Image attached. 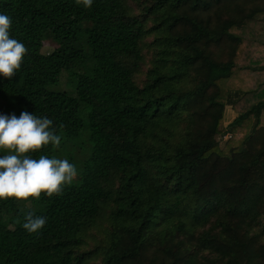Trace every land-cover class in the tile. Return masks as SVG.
<instances>
[{
	"label": "trees",
	"instance_id": "1",
	"mask_svg": "<svg viewBox=\"0 0 264 264\" xmlns=\"http://www.w3.org/2000/svg\"><path fill=\"white\" fill-rule=\"evenodd\" d=\"M0 14L29 50L0 76V114L51 119L61 145L33 158L79 173L61 196L0 200V264H264V0H0Z\"/></svg>",
	"mask_w": 264,
	"mask_h": 264
},
{
	"label": "clouds",
	"instance_id": "2",
	"mask_svg": "<svg viewBox=\"0 0 264 264\" xmlns=\"http://www.w3.org/2000/svg\"><path fill=\"white\" fill-rule=\"evenodd\" d=\"M78 5L90 8L93 0H75ZM12 19L0 14V76L11 80L21 70L28 48L11 37ZM54 122L47 117L23 111L19 117L0 114V200L14 198L30 204L42 195L48 198L61 196L78 177L77 167L67 159L49 158L32 154L51 145L58 149L61 136ZM47 217L27 212L23 228L30 234H40Z\"/></svg>",
	"mask_w": 264,
	"mask_h": 264
},
{
	"label": "rangeland",
	"instance_id": "3",
	"mask_svg": "<svg viewBox=\"0 0 264 264\" xmlns=\"http://www.w3.org/2000/svg\"><path fill=\"white\" fill-rule=\"evenodd\" d=\"M55 47V44H53L51 41L47 40L44 43V48L43 51H51V49H53ZM67 76H65V74L63 75V79L61 80V82H59L58 85L54 86V89H60V90H66V89H70V87L68 86V79H66ZM70 85V84H69ZM67 86V88H66ZM8 116H10L9 114H6ZM263 123H264V117H263ZM240 136V133L238 134ZM230 135H228L227 137H224V139L222 140V146H226L225 141L228 140ZM4 154V153H2Z\"/></svg>",
	"mask_w": 264,
	"mask_h": 264
},
{
	"label": "crops",
	"instance_id": "4",
	"mask_svg": "<svg viewBox=\"0 0 264 264\" xmlns=\"http://www.w3.org/2000/svg\"><path fill=\"white\" fill-rule=\"evenodd\" d=\"M237 112L235 111L234 107L230 104L227 105L226 107V112H225V122L226 124H229L232 122L236 117H237Z\"/></svg>",
	"mask_w": 264,
	"mask_h": 264
}]
</instances>
